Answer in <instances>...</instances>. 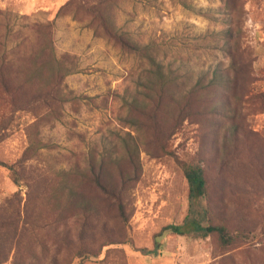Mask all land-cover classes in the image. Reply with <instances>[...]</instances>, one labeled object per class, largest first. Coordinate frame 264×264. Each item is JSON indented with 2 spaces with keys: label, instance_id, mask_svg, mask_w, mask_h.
<instances>
[{
  "label": "rangeland",
  "instance_id": "obj_1",
  "mask_svg": "<svg viewBox=\"0 0 264 264\" xmlns=\"http://www.w3.org/2000/svg\"><path fill=\"white\" fill-rule=\"evenodd\" d=\"M67 1L0 0V264H76L79 247L82 264H264V0ZM226 28L231 89L207 86ZM183 163L204 169L203 223L248 239L141 253L186 214Z\"/></svg>",
  "mask_w": 264,
  "mask_h": 264
},
{
  "label": "trees",
  "instance_id": "obj_2",
  "mask_svg": "<svg viewBox=\"0 0 264 264\" xmlns=\"http://www.w3.org/2000/svg\"><path fill=\"white\" fill-rule=\"evenodd\" d=\"M73 0H68L67 3H70ZM66 3V4H67ZM225 4V3H224ZM227 5V3H226ZM95 7L90 5L88 10L94 11ZM104 27L108 33L110 28L104 23ZM238 31V29H237ZM222 39L218 50L224 51L231 57V62L225 67L223 63H218L208 74L207 77V86H220L225 89H231L232 81L235 78V75L238 71L236 67L235 60H233V48H236V43L238 35H234L231 28H226L221 31ZM116 37L120 40L122 35L118 32H115ZM150 61L154 64V60L150 58ZM246 64V63H245ZM156 71L153 74L154 79L149 80L146 88L149 91L156 92L155 100L160 99V92L163 90V85L166 84L164 76L160 71V67L156 64ZM206 74V73H205ZM3 87V80L1 81ZM159 86V87H158ZM205 88V86H200ZM5 89V87H4ZM198 89V88H197ZM173 100H176L173 98ZM182 175L185 179L187 185V210L186 214L183 217L181 223H169L162 226L152 238V247L150 249L141 248L140 251L143 254H155L161 249L160 239H162L167 234H176V235H194L199 237H206L211 234H215L219 243L222 246L229 245L236 240L248 239V235L240 232H229L227 229L218 224H213L211 222H204L206 216H208L209 209L206 204V198L208 195L207 192V182L204 175V169L197 164L192 163H183L181 165ZM95 184L104 190L103 192L107 194L106 190L103 188V184L100 182L98 175L93 176ZM118 214L123 223H127V216L124 213V208L121 204L118 205ZM112 243L109 242L108 245ZM91 251L86 247H79L75 253L78 262L76 264H82L90 255ZM6 259V257H5ZM2 259H0V262ZM17 261V260H16ZM14 261L12 264H17Z\"/></svg>",
  "mask_w": 264,
  "mask_h": 264
}]
</instances>
